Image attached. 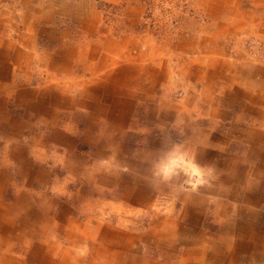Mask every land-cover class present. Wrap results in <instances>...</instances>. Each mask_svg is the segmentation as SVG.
Wrapping results in <instances>:
<instances>
[{"label": "crops", "instance_id": "0c3cea01", "mask_svg": "<svg viewBox=\"0 0 264 264\" xmlns=\"http://www.w3.org/2000/svg\"><path fill=\"white\" fill-rule=\"evenodd\" d=\"M19 1L21 22L0 12V264H264V62L237 63L214 45L249 29L262 34L261 25L242 20L264 25V13L240 10L243 0H209L211 7L232 8L236 20L230 16L232 24L204 34L211 43L201 46V58L176 55L171 68V58L159 54L153 67L168 71L153 77L154 86V70L130 72L123 65L129 62L117 65L113 50L103 53V44L116 43H102L97 12L87 3L79 8L77 0H47L33 7V0ZM61 20L87 35L71 39ZM75 44L85 51L70 47ZM181 46L191 52L193 44ZM141 51L137 63L147 65L149 49ZM178 87L193 92L181 106L162 94ZM122 88L125 116L112 99ZM230 108L237 110L232 125L215 134L211 127L218 116L227 119ZM191 112L197 119L180 136L184 142H167L166 136L175 138L172 121ZM172 146H178L175 156L189 157L207 176L197 195L171 184L178 176H168L162 165L153 180L147 176L150 154L163 164ZM155 192L184 196L187 223L151 213ZM210 201L212 219L228 214L214 231L199 227L197 216ZM145 213L152 218L147 228L135 218ZM122 217L140 229L119 228ZM175 237L188 245L179 248Z\"/></svg>", "mask_w": 264, "mask_h": 264}, {"label": "rangeland", "instance_id": "374dc122", "mask_svg": "<svg viewBox=\"0 0 264 264\" xmlns=\"http://www.w3.org/2000/svg\"><path fill=\"white\" fill-rule=\"evenodd\" d=\"M46 1L47 0H40L39 2V0H33V7H36L37 4L40 5V3H44ZM77 1L79 5L83 4L79 6V8H85V4L87 3V10H89L91 6L93 11L97 12V20H99V25L97 28L99 31H97V34L99 32L102 41H104L102 43H105L108 38H112L113 40H115L116 44L114 46L109 47L108 44L106 46H104L103 44V53L109 55V52H114V55H116L115 58H117L118 60L117 65H119V67L122 61L129 62V65L123 62V65L126 66L125 68L130 72H142L141 70H143V68H145L147 72L154 70V72L152 71L154 73L153 76H150L151 84H153L154 86L155 84L152 81L153 77L154 80L157 81V79H160L161 73H167L165 71L166 69L168 71L167 67L161 68V71L159 69H156V67H153L154 64H156L159 60V54H161L162 59L169 57L171 58V68L175 67L174 63L175 61H177L175 57L176 55L185 53V55H183L184 57H187L186 55H191L201 58L204 54L203 52L199 51V49L201 48V46L205 47L208 43H211L206 40L208 37L204 34H211L210 32L213 33L216 31L220 32V29H216L215 27L222 26V23L224 22L232 24L230 16L234 14V12H230L232 8H226L223 5L211 7V5L208 3L209 0H119V2L107 0H89V3L88 0ZM247 1L249 0L241 1V6L239 8L240 10L246 12L258 11L259 13H264V5L256 8L255 4H245V2ZM23 8L24 6L19 0H0V12L2 13L4 9L7 10V12H3L2 14L5 15V17L6 15L7 17L10 16V18L16 20L17 22H21L20 12ZM97 10H100L102 12H99ZM14 14L16 15V18L11 16ZM91 16H93V14H91ZM233 18L235 19V17L232 16L231 19ZM248 19L249 17L246 16L242 20L243 25L246 24L252 27L261 25L262 34H255L253 30L251 32L249 31V29L240 33V36L236 38H234L231 34L226 35L224 39H216L214 41V45L216 49L220 50L221 55L226 56H224V58L228 59L229 57L232 61H237V63H240V60L237 59L242 58L246 59V61H254L258 59V62H264V25L261 24L262 22L258 21L247 22ZM92 20H94L93 17ZM60 22L63 24V27H67L69 28L68 30L71 31V39L74 38L81 41L82 39L80 35H87L86 32L83 31V29L78 30L72 24L67 22V20H61ZM43 24L44 23L39 22V26H42ZM241 25L242 24H239L238 26ZM25 31L26 34L27 32H29L28 29H25ZM149 42H154V44L156 45L154 46ZM189 43L193 44V48L191 47V52H189L187 46H181L189 45ZM143 45L145 46V48L148 47L149 51H147V55L150 56V59H152L147 63V65L145 63H137L139 57L142 58V56L145 55V52L141 51L143 49ZM45 47V45L44 49L42 48V46L38 47L39 49H37L36 53H43V51H45ZM70 47L80 48L81 50L85 51V45L75 44ZM138 49L140 51H138ZM110 50H113V52ZM197 53L199 54L197 55ZM236 53H238L237 56ZM110 61L111 59H109V63ZM130 67L132 68L131 70ZM176 74V68H174L173 72L171 73L172 76L170 75L171 78L173 77V79H170L172 84L174 82ZM140 79L143 80V78ZM159 88L157 90L159 93H161V91H159ZM120 91H122L123 93H116L115 98L113 96L112 99L115 100L114 102L117 104V106H121L120 111L122 112V115L125 116L126 109L122 107L125 106L123 102L127 99V94H125L126 92L125 90H123V88ZM164 93L166 97L173 95V102H175L178 106H181L185 99V94L189 95L193 92L190 89L186 91L185 88L178 87L175 91L163 92L162 94ZM123 94L125 95L124 97ZM139 102L141 103V100H139ZM148 102L153 101H145L144 104L147 105ZM234 108L237 107L235 106ZM234 108L228 109L230 110V114L226 117L227 119H225L224 117L221 120L220 118L222 116H218L220 118L217 117L218 120L216 119V123L218 122L217 126L211 127V131H214L215 134H223L224 131L233 123V116L237 113V110H234ZM194 117H196V114L194 112H191V117L188 119L185 118L184 120H182L181 118H178L173 120L171 126L173 128V132H175V134H172L173 136H175V138L168 135L169 137H165V139H167L166 141L175 142L176 144L174 145H180L181 143H183L184 140H182L183 138H181L180 136H185V128L187 126L191 128V126L195 125ZM258 124L259 123H255V125L253 126L257 127L259 126ZM138 127H141V125L139 124ZM176 147L178 146H172L170 148L171 151H168L166 153L167 156L164 155L165 157H163L162 159L163 164L161 163V157L156 156L155 153H151L149 156L150 171L147 176L149 177V179L153 180L154 177H157L158 174H161L162 165L164 167L163 170L166 171V173L171 174H167L168 176H172V174L178 176L175 178L174 182H170L171 184L175 183L176 187L180 188L181 192H183V194L185 195H197V192H200L199 187L203 185V180L206 179L207 176L199 172L198 168L194 165L189 157H177V155L175 156V154L172 153V150ZM136 157L141 158V156ZM156 193L157 192H155L152 199L157 200V205L155 204V206H153V208L151 209V213H157L158 215H161L162 218L168 217L169 219L171 218L174 221L178 220L182 224L187 223L181 218L183 208L187 201L184 196H171L168 194L165 195L161 192H159L158 194ZM202 200H211V197L210 199ZM214 203L212 204L210 201V203H207L206 206H202L201 208H199V212H197V216L201 214L199 227L214 231L217 230L221 218H224V223L227 221L226 217L228 216V214L223 216H216L217 219H212V217L215 216L213 211L216 206ZM206 212L207 215H205ZM131 218L133 217L131 216ZM135 218L138 219L137 223H140V226L143 228H147L152 224L150 213H145L144 217L136 216ZM123 219L124 217H122V219L120 220H117L116 225H119V228L125 229L126 226H128L130 229H132V227H134V230H136L137 228L138 230L140 229L139 227L134 226L136 220H134L133 222H128L130 223L128 224ZM177 235L178 234H176V236ZM182 241L183 240L181 238L175 237L173 243L181 245L178 246L179 248H184L188 244H185ZM146 254L151 259H153V255H155L152 251L148 250L146 251Z\"/></svg>", "mask_w": 264, "mask_h": 264}, {"label": "bare ground", "instance_id": "6f19581e", "mask_svg": "<svg viewBox=\"0 0 264 264\" xmlns=\"http://www.w3.org/2000/svg\"><path fill=\"white\" fill-rule=\"evenodd\" d=\"M248 3V2H247ZM254 14V13H253ZM256 14V13H255ZM254 16V15H253ZM252 18V17H251ZM255 18V17H254ZM253 19V18H252ZM236 20V19H235ZM252 21V20H251ZM236 22V21H235Z\"/></svg>", "mask_w": 264, "mask_h": 264}]
</instances>
